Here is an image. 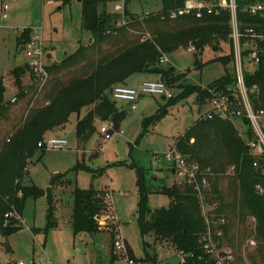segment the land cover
I'll list each match as a JSON object with an SVG mask.
<instances>
[{
    "label": "rangeland",
    "instance_id": "rangeland-1",
    "mask_svg": "<svg viewBox=\"0 0 264 264\" xmlns=\"http://www.w3.org/2000/svg\"><path fill=\"white\" fill-rule=\"evenodd\" d=\"M204 1L207 4H217V0ZM125 3V13L128 10L130 16L140 20L149 15L157 18L162 11L161 0H125ZM114 7V2H107L101 10L116 16L121 22L127 23L131 20L125 14L121 16L112 12L111 9L114 10ZM131 25L132 23L128 26ZM24 29L30 31L26 33L28 38H24L23 42L30 39L32 30H38L44 39L46 53L53 50L52 57L47 61L48 66L61 63L67 56L74 54L80 46L88 45L92 37L82 29L81 3L78 0L67 5L61 0H20L11 4L7 11L3 10L0 0V79L5 83L7 98L19 91L12 72L19 67L28 66L29 63L27 54L20 51L17 40ZM230 29L232 34V28ZM127 35L130 36V41L127 43L129 45L137 41L142 43L153 39L150 34ZM225 36L226 39L214 36L211 42L209 41L210 43L198 57V66L195 65L196 51H190L194 47L190 43L162 58L160 66L173 68L176 75L186 74L185 79L180 82L168 84L165 81L173 94L171 101L181 93L182 85L206 89L226 72L232 73L235 70L236 61L227 67L220 62L203 66L215 58L228 56L233 48L235 52V46L233 47L231 41L233 34ZM246 40L245 44L249 42V39ZM245 64L243 62V66ZM246 67L253 68L247 64ZM159 78L150 73H138L121 85L137 89L142 83L157 81ZM51 80L52 77L46 88L39 92L41 95H35L32 102L29 100L30 95L23 98L19 94L17 101L11 102V105L15 106L9 113L4 114L5 117L0 123V150L6 138L17 130L29 110L46 105L49 94L47 88ZM22 84L25 95H28L26 92L34 91L35 80L29 71L24 75ZM108 95L114 101L111 91ZM233 97L235 98V95ZM223 99L224 97L217 96L213 100H207L205 105H201L195 93L177 102H171L161 96L145 95L139 98L135 111H131L126 104L116 103L119 111L126 112V117L121 121L118 133L112 134L111 140L106 143L100 129L109 126L112 120L96 121V131L85 141L78 138V120L86 116V110L80 115L72 114L64 128L47 132L44 141L61 139L66 140L67 145L61 149H47L43 156L37 153L29 157L27 175L20 184L26 186L34 184L47 190L54 176L69 172L53 189V208L58 227L52 229L48 236L35 235L34 229L46 227L50 205L46 197L37 200L28 199L21 218L22 230L7 237L0 235V264H17L19 261L25 264H114L115 255L112 249L114 232L106 229L105 224L96 221L98 226L103 228L98 234L80 233L77 236L73 234L71 219L74 205L73 192L76 187L82 190L95 188L102 192L110 191L120 221L119 228L132 256L139 261L145 260L143 239L137 223L140 194L137 187V173L132 167L133 162L148 170L146 178L149 180V185L154 188V192L162 186L171 187L179 183L180 178L170 175L169 165L155 159V154L164 155L175 148L181 135L213 109V102ZM160 109L164 110L161 117L158 116L161 114ZM145 119L148 120L146 126H144ZM233 122L244 137L245 129L241 120ZM205 133L202 137L195 138L193 143H196V146L201 145L197 147L200 154L195 159L208 174L207 196L218 204V214L227 216L228 225L231 226V223L234 225L230 235L227 236V244L232 247L236 258L242 259L239 263L252 264L248 254L253 253L258 245L255 218L248 210L241 208L244 194L236 177L235 167L230 165L231 160L223 143L221 144L209 129L205 130ZM150 162L154 169L149 167ZM78 163L95 171L102 170V174L95 176L87 171H71ZM158 166L159 168L155 169ZM160 176L164 178L158 179ZM197 200L202 211L201 201L198 198ZM147 205L154 214L156 210L169 208L171 199L164 194L154 193L148 196ZM146 240L153 244L154 238L148 237ZM153 250L157 253L158 264L180 262L178 250L169 241L158 242Z\"/></svg>",
    "mask_w": 264,
    "mask_h": 264
},
{
    "label": "trees",
    "instance_id": "trees-1",
    "mask_svg": "<svg viewBox=\"0 0 264 264\" xmlns=\"http://www.w3.org/2000/svg\"><path fill=\"white\" fill-rule=\"evenodd\" d=\"M73 1L62 0L64 5ZM186 1L161 0L162 11L157 18L149 15L142 20L136 19L130 16L127 10L125 16L130 17L131 22L128 21L126 25L120 26V21L116 16L101 10L108 1L81 0L82 29L92 35L91 42L80 46L74 54L67 56L61 63L47 66L52 80L47 88L49 94L46 105L29 110L17 130L2 144L0 150L1 236H11L22 230L21 218L25 204L30 198L37 200L46 197L50 205L46 227L34 229L33 233L48 236L52 229L58 227L53 208V189L69 172L54 176L47 190L34 184L28 186L20 184L27 175L29 157L37 153L44 155L45 150L40 149L38 145L44 141L47 132L64 128L69 123L72 114L80 115L85 110L86 116L78 120L77 136L80 140L85 141L96 131V121L112 120L119 130L121 121L126 117V112L119 111L116 104L119 102L109 97V91L112 94L116 86L125 84L131 76L138 73L154 74L160 77L157 81L166 85L180 82L185 79L186 74L176 75L173 68L160 66V61L165 55H170L190 43L195 47V65L198 66V57L214 36L226 39L225 35H232L230 34L232 12L229 9L222 10L219 14L205 13L202 18H198L196 13L172 18L171 14L182 10ZM226 1L231 2V0ZM234 1L241 33L246 34L247 30H253L256 34L264 35V16L251 15L248 10L250 5L264 2V0ZM29 31L30 29H24V32L19 35L17 39L19 48L22 47L24 38H28L26 33ZM127 34H150L153 39L142 43L137 41L129 45L127 43L130 41V36ZM231 41L234 47L233 38ZM246 41L243 39L242 43L245 44ZM248 54L249 52H245L243 56ZM260 57L259 66L245 73L249 96L257 111L264 110V42L260 43ZM235 61L233 48L228 56L215 58L203 66L220 62L227 67ZM27 71L30 72L28 66H22L15 69L12 76L19 90L17 96L19 94L27 98L30 95L29 100L32 102V98L41 93H39V87L35 85L34 91L29 92L30 94L26 92L28 95H25L22 79ZM180 89L181 93L176 96L177 98L174 101L169 99V101L177 102L195 93L201 105H205L207 100H213L217 96L227 97L230 105H236L235 100H231L236 90L235 70L232 73L226 72L221 78L209 84L206 89L184 85ZM6 93L5 83L3 79H0V123L5 117L4 114L9 113L10 109L15 106L11 105V100L7 98ZM163 109L165 110L166 107ZM164 110L158 115L159 117L164 114ZM147 121V119L144 120V126L147 125ZM207 129L215 134V138L219 139L221 144L223 143L231 160L230 165L235 167L236 177L240 181L244 194L241 208L248 210L256 220L255 234L258 245L253 253L248 254V259L252 264H264V196L256 191V186L264 183V176L261 170L254 168L256 158L252 157L248 142L241 136L233 120L222 119L219 116L213 119L201 118L181 135L176 148L180 153L197 162L195 157L200 154L197 147L201 145L196 146L193 140L206 134ZM245 129L248 137H252L250 124L245 125ZM260 163L264 171V157L260 159ZM205 165L208 164L205 162ZM132 167L137 173V187L140 194L137 223L145 251V260L141 261L144 264H158L157 253L153 252V249L158 242L162 241L173 243L178 251L195 252L196 255H201L199 238L205 231V223L192 189L175 183L171 187L162 186L154 192V188L149 185V180L146 178L148 170L136 162H133ZM79 170L91 172L95 176L102 174V170L95 171L80 163L71 171ZM105 193L95 188L89 190L75 188L71 220L74 236L80 233L98 234L103 231L95 218L105 211L103 199ZM154 193L168 196L171 199V205L169 208L156 210L152 217L153 212L149 209L147 200L148 196ZM233 226L232 223L231 226L230 224L227 226L226 237L230 235ZM106 229L111 230L109 227ZM148 237L154 238L153 244L146 240ZM239 260L242 262L241 258ZM239 260L238 264H241ZM190 264H205V262L200 263L195 259Z\"/></svg>",
    "mask_w": 264,
    "mask_h": 264
},
{
    "label": "built area",
    "instance_id": "built-area-1",
    "mask_svg": "<svg viewBox=\"0 0 264 264\" xmlns=\"http://www.w3.org/2000/svg\"><path fill=\"white\" fill-rule=\"evenodd\" d=\"M19 1L20 0H1L3 10L7 11L11 4ZM106 1L115 3V14H120L121 16L126 14L125 0ZM227 9L232 12V38L236 57V90L234 94L235 98L233 96H231V98H234L236 105H230L227 97H224L222 101L215 100L213 102V109L205 118L213 119L215 116H219L226 120H241L244 129L245 125L250 124L253 136L248 137L245 129L243 134L244 139L248 142L252 157L256 158L254 168L261 170L264 176L263 167L260 163V159L264 157V110L257 111L254 109L245 81V73L253 70L261 63L260 43L264 42V35L256 34L253 30H247L246 34L241 33L234 0H231L230 3L226 0H217V4H207L203 0H187L185 7L178 12H173L171 16L175 18L178 15L196 13L198 18H202L205 13L209 15L219 14L222 10ZM248 10L251 15L263 17L264 2H256L250 5ZM126 24V22L120 21V26ZM31 33L30 39L24 42L23 47L29 59L28 68L30 74L35 80V85L39 87V91L41 92L50 80V74L47 70L48 65L46 64L48 54L44 47V39L38 30H32ZM243 39H249V42L242 45ZM190 51H196L195 47H192ZM245 52H249V54L243 56ZM243 62L244 64L246 63L249 66H253V68L247 69L246 64L243 66ZM145 95L161 96L168 100L173 98V94L169 91L167 85L160 81L144 82L137 89L120 85L116 86L112 91V98L114 101L128 105L131 111L136 110L139 98ZM9 99L12 103H15L17 101V94L11 95ZM118 131L113 121L110 122L109 126L101 127L100 129L101 135L105 138V143L110 141L112 134L118 133ZM65 145H67L66 140L51 139L48 141H41L38 146L40 149L47 150L50 148L61 149ZM155 156V159L167 163L173 173L180 178L179 185L190 187L196 197L201 201V214L205 223V231L199 238L202 254L198 256L195 252L178 251V256L180 257L179 264H190V262L195 261V259L200 263L205 262V264H238V258H236L232 247L227 244L226 228L228 226V220L226 217L218 214V204L211 201L209 196H207L209 179L206 170L201 168L197 162L192 161L190 158L180 153L176 147L164 155L157 154ZM256 191L258 194L264 196V183L258 184L256 186ZM103 199L105 211L95 219L98 223L105 224L106 227H109L114 232V264H144L142 261L132 256L127 241L121 233L119 228L120 221L116 214L112 194L109 190L106 191ZM214 212L216 214H214ZM252 244L255 245L254 243ZM17 264L25 263L19 261Z\"/></svg>",
    "mask_w": 264,
    "mask_h": 264
},
{
    "label": "crops",
    "instance_id": "crops-1",
    "mask_svg": "<svg viewBox=\"0 0 264 264\" xmlns=\"http://www.w3.org/2000/svg\"><path fill=\"white\" fill-rule=\"evenodd\" d=\"M62 1V0H61ZM79 1V0H78ZM79 3H81V2H79ZM112 10V12H114V10L113 9H111ZM90 34V33H89ZM90 40H91V38H90ZM22 48V47H21ZM53 51V50H52ZM51 51V52H52ZM51 52H49V53H47L48 54V59H47V61L52 57L51 56ZM49 56H50V58H49ZM47 61H46V64H47ZM26 73H24V75H25ZM12 82H13V80H11ZM13 95V94H12ZM10 98V97H9ZM8 98V99H9ZM150 161H151V158H150ZM150 168H153L154 169V167H153V165H152V162H150V166H149ZM150 168H148V169H150ZM156 168H159V166L158 167H155V169ZM169 170H170V172H171V174L170 175H174V176H176L174 173H173V171H172V169L169 167ZM162 174V173H161ZM164 177L163 176H160L158 179H163ZM156 179V178H155ZM72 220V219H71ZM71 228H72V225H71ZM72 231H73V229H72ZM112 249H113V240H112Z\"/></svg>",
    "mask_w": 264,
    "mask_h": 264
},
{
    "label": "water",
    "instance_id": "water-1",
    "mask_svg": "<svg viewBox=\"0 0 264 264\" xmlns=\"http://www.w3.org/2000/svg\"><path fill=\"white\" fill-rule=\"evenodd\" d=\"M79 2H81V0H79ZM24 50H25L24 47H22V48L20 49L21 52H23ZM49 58H50V56H49ZM231 100H234V98L232 97ZM152 217H154V214H152Z\"/></svg>",
    "mask_w": 264,
    "mask_h": 264
}]
</instances>
